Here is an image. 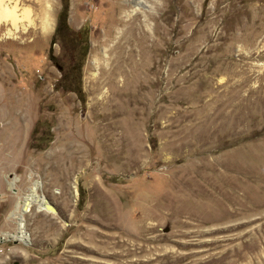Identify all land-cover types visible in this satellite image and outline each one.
Here are the masks:
<instances>
[{
	"label": "rangeland",
	"instance_id": "obj_1",
	"mask_svg": "<svg viewBox=\"0 0 264 264\" xmlns=\"http://www.w3.org/2000/svg\"><path fill=\"white\" fill-rule=\"evenodd\" d=\"M46 1L0 43V264H264V0Z\"/></svg>",
	"mask_w": 264,
	"mask_h": 264
},
{
	"label": "bare ground",
	"instance_id": "obj_2",
	"mask_svg": "<svg viewBox=\"0 0 264 264\" xmlns=\"http://www.w3.org/2000/svg\"><path fill=\"white\" fill-rule=\"evenodd\" d=\"M34 0H0V32L2 31V30H4L5 32L1 35V39H0V43L2 44H6V43H8V42H10V43H13L15 46L17 45V46H24V44L26 43L25 42V40H26V38L27 37H29L31 34H36V32H37V29L40 31V32H43V33H45V34H48L49 32V30L52 28V19L51 18H49L48 17V12H49V8H50V6H47V13H46V16L44 17V13H40L39 15H41L40 17H39V15H36V14H34V13H32V10H31V8L29 7V6H27V5H25L24 3L25 2H33ZM43 1L44 0H39V2H38V5H39V10H40V8H41V6H42V3H43ZM144 1V0H143ZM36 2V1H35ZM52 2V1H51ZM183 2V1H182ZM46 3L48 4H50V1L49 0H47L46 1ZM130 3V2H129ZM134 4V7L132 8V10L131 9H129V10H131V13H134V12H139L140 11V6L142 5V3L141 2H139V0H132V5ZM185 4V3H184ZM130 5V4H129ZM45 6V5H44ZM183 6V5H182ZM185 6V5H184ZM261 7H262V5H261ZM45 8V7H44ZM144 8H146V7H144ZM258 8V7H257ZM52 9V8H51ZM150 9V8H149ZM128 10V11H129ZM257 10V9H256ZM43 11H44V9H43ZM40 12H42V11H40ZM141 12V11H140ZM139 12V13H140ZM142 12H144V11H142ZM140 13V14H143V13ZM51 13V12H50ZM131 13H129V14H126L127 15V17L128 16H130V14ZM139 13H136L135 15H133V18L132 19H129L130 20V23H132L134 20H135V18L137 17V16H139L140 14ZM147 13V11L144 13V14H146ZM137 14H139V15H137ZM151 14V13H150ZM149 14V15H150ZM186 14V13H185ZM148 15V14H147ZM152 15V14H151ZM252 15V14H251ZM132 16V15H131ZM256 16H258L259 18L261 17L262 18V20H263V22L260 24H256L255 22H256V20L255 19H253V20H251V22H250V24H249V28L248 29H250L249 31L251 32L250 33V39H248V42L250 43V45L252 46V45H254L255 43H259V41H257V38H259V37H261L262 35V39L264 38V33H262V34H260L259 36H257L259 33H261V32H263L264 31V7L263 8H260L259 10H257V12H256ZM143 17H144V20H143V24H144V26L145 27H148V24H147V19H146V16L145 15H143ZM182 17H184V16H182ZM252 17H254V16H252ZM129 18V17H128ZM155 18H158V17H155ZM162 18V17H161ZM164 18V17H163ZM152 19V18H151ZM249 19V18H248ZM252 19V18H251ZM257 19V18H256ZM128 20V21H129ZM133 20V21H132ZM137 20V19H136ZM163 20V19H162ZM165 20V19H164ZM149 21V20H148ZM167 21V20H166ZM165 21V22H166ZM176 21V20H175ZM178 21V20H177ZM260 21V20H259ZM127 22V21H126ZM125 22V23H126ZM142 22V21H141ZM136 23V21L133 23V25ZM149 23V22H148ZM152 23H155V22H152ZM160 23V22H159ZM248 23V22H247ZM246 23V24H247ZM128 24V23H127ZM158 24V23H157ZM179 24V23H178ZM246 24H245V26H246ZM131 25V24H130ZM180 25H182V24H180ZM244 25V24H243ZM248 25V24H247ZM37 26H39V28L37 27ZM125 26V25H124ZM127 26V25H126ZM137 26H139V24L137 25ZM163 26V25H162ZM161 26V27H162ZM168 26V25H167ZM141 27V26H140ZM126 29V28H125ZM135 29H137V28H135ZM139 29V28H138ZM141 29H143V28H141ZM150 29V28H149ZM167 29V28H166ZM240 29H242L241 27H240ZM129 30H130V33H132V27L130 26V28H129ZM133 30H134V28H133ZM156 30V29H155ZM135 31V30H134ZM145 31H147L146 29H145ZM164 31H166V30H164ZM180 31H182L181 29H180ZM202 31V30H201ZM246 31V30H245ZM248 31V30H247ZM46 32H48V33H46ZM123 32V31H122ZM142 32V31H141ZM148 32V31H147ZM151 32V31H150ZM149 32V33H150ZM167 32V31H166ZM168 32H169V30H168ZM240 33H241V31H239ZM243 32V31H242ZM247 33H249V32H246V34ZM142 34H143V32H142ZM163 34H164V32H163ZM169 34V33H168ZM221 34H222V32H221ZM149 36H150V34H148ZM155 35V34H154ZM162 35V34H161ZM160 35V36H161ZM241 35H242V33H241ZM147 36V35H146ZM163 36V35H162ZM245 36V35H244ZM107 37V36H106ZM110 37V36H109ZM126 37V36H125ZM128 37V36H127ZM145 36L144 35H142V37H141V39L140 40H142L143 42H145V38H144ZM151 37V36H150ZM123 38V37H122ZM121 38V39H122ZM152 38H153V36H152ZM219 38H220V36H219ZM223 38V37H222ZM238 38V37H237ZM241 38V37H240ZM164 39H166V38H164ZM150 40V39H149ZM153 40H154V38H153ZM220 40H222V39H220ZM260 40V39H259ZM117 41V40H116ZM122 41V40H121ZM128 41H131V40H128ZM164 41V40H163ZM167 41V40H166ZM217 41V40H216ZM239 41H241V40H239ZM257 41V42H256ZM136 42V41H135ZM155 42V41H154ZM124 43H127V45L128 46H130L129 45V42H124ZM123 43V44H124ZM145 44H149V42L148 43H145ZM220 44H222L221 42H220ZM218 45V44H217ZM114 46V45H113ZM120 46H122V45H120ZM149 46H151V45H149ZM153 46V45H152ZM151 46V47H152ZM251 46H250V48H251ZM209 47V46H208ZM207 47V48H208ZM114 48V47H113ZM120 48V47H119ZM147 48V47H146ZM210 48V47H209ZM208 48V49H209ZM213 48V47H212ZM218 48V47H217ZM216 48V49H217ZM121 49V48H120ZM119 49V50H120ZM125 49V48H124ZM126 49H127V47H126ZM133 49V48H132ZM132 49H130V53H131V51H132ZM135 49V48H134ZM137 49V48H136ZM151 49H153V48H151ZM159 49V48H158ZM161 49V48H160ZM211 49V48H210ZM208 50V51H210L211 52V50ZM215 49V50H216ZM125 51V50H124ZM128 51H129V49H128ZM137 51V50H136ZM152 51V50H151ZM263 51H264V49H263ZM138 52V51H137ZM141 52V51H140ZM111 53V52H110ZM116 53V52H115ZM144 52L142 51V54H143ZM206 53V52H205ZM117 54H118V51H117ZM121 53H119V55H120ZM126 54V53H125ZM138 54V53H137ZM140 54V53H139ZM146 54V53H145ZM262 54V53H261ZM264 54V53H263ZM115 55V54H114ZM117 56V55H116ZM125 56V55H124ZM124 56H123V59H124ZM152 56H153V54H152ZM156 56V55H155ZM158 56V55H157ZM263 56V55H262ZM118 57V56H117ZM121 57V56H120ZM127 57H129V56H127ZM122 58V57H121ZM120 58V59H121ZM140 58V57H139ZM211 58V57H210ZM113 59V58H112ZM117 59V58H116ZM215 59V58H214ZM114 60V59H113ZM152 60H153V58H152ZM123 61V60H122ZM136 61V60H135ZM114 61H112V63H113ZM119 62V61H118ZM127 62V61H126ZM116 64V63H115ZM114 64V65H115ZM121 63H119V64H117V65H120ZM126 64V63H125ZM111 65V64H110ZM116 65V66H117ZM128 65V64H127ZM121 66V65H120ZM111 68V67H110ZM113 68V67H112ZM116 68V67H115ZM109 69V68H108ZM119 70V69H118ZM110 73H111V75H112V78H110V81L108 80V82H110L111 84H115V78H114V76H116V74L114 73V70L112 69L111 71H110ZM93 76V75H92ZM101 76V75H100ZM144 79H145V77H144ZM147 80H148V78H147ZM94 82V81H93ZM125 83V82H124ZM97 84H98V82H97ZM96 84V85H97ZM107 84V83H106ZM119 85V84H118ZM149 85V84H148ZM115 86V85H114ZM100 87V86H99ZM139 87V86H138ZM123 88V87H122ZM108 89V88H107ZM120 89V88H119ZM106 90V89H105ZM139 90V89H138ZM124 92V91H123ZM123 92H121V93H123ZM135 92H137V91H135ZM123 94H125V93H123ZM109 95V94H108ZM113 95V94H112ZM114 96V95H113ZM116 96H117V94H116ZM121 96V95H120ZM110 97V96H109ZM108 97V98H109ZM119 97V96H118ZM127 97V96H126ZM106 98V97H105ZM104 98V99H105ZM111 99V98H110ZM99 103V102H98ZM96 105H97V103H96ZM100 105V104H99ZM101 106V105H100ZM99 107V106H98ZM240 122H242V121H240ZM238 123V122H237ZM11 184H13V182H10L9 183V188L11 187ZM40 186V185H39ZM38 186V187H39ZM29 192L31 191V193H29L28 192V194L25 196V198H24V207H25V209H27L28 207H29V205H32L34 202H41L40 203V205L42 206V204H43V197H41V196H38L36 193H35V191L33 190V189H30L29 188V190H28ZM49 204V203H48ZM22 205H23V203H22ZM44 209H45V206H44ZM46 210V209H45ZM47 211H49V210H47ZM49 212H51V211H49ZM230 228V227H229ZM214 231H216V230H214ZM223 231V230H222ZM228 231V230H227ZM230 231V230H229ZM263 238V237H262ZM233 239V238H232ZM199 242V241H198ZM250 244V243H249ZM175 245L177 246V249H179L180 250V252L179 251H174V252H169V253H167L166 255H164L163 257H160V263L159 264H209L212 260H208L207 262H205V263H203V262H201L200 261V259H199V256H200V253L201 252H203V251H198V250H196V251H190V249H194L195 247H209V246H211V245H213V244H211V243H209V244H206L205 242L203 243V242H200V243H198V244H187V243H175ZM251 246V245H250ZM240 249V248H239ZM186 250H189L190 252H183V251H186ZM229 250V249H228ZM237 251V250H236ZM233 252V251H232ZM231 252V253H232ZM238 255V254H237ZM214 261V260H213Z\"/></svg>",
	"mask_w": 264,
	"mask_h": 264
},
{
	"label": "water",
	"instance_id": "obj_3",
	"mask_svg": "<svg viewBox=\"0 0 264 264\" xmlns=\"http://www.w3.org/2000/svg\"><path fill=\"white\" fill-rule=\"evenodd\" d=\"M45 209H46V210H49V211H51V212H54V210H55L54 207H53L51 204H46V205H45Z\"/></svg>",
	"mask_w": 264,
	"mask_h": 264
}]
</instances>
